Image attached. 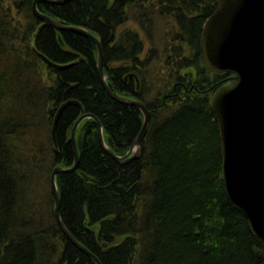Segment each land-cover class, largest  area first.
Segmentation results:
<instances>
[{"label": "trees", "instance_id": "1", "mask_svg": "<svg viewBox=\"0 0 264 264\" xmlns=\"http://www.w3.org/2000/svg\"><path fill=\"white\" fill-rule=\"evenodd\" d=\"M32 1L0 4V264H95L56 224L49 177L57 166H73L70 135L82 115L98 120L117 156L131 148L143 116L104 91L92 41L43 24ZM217 3L37 5L59 24L97 37L111 90L151 114L142 157L123 165L105 153L94 120H83L75 134L78 166L55 176L63 225L100 264H264V243L223 184L211 95L229 74L205 69L199 52ZM34 50L66 67H47ZM66 102L54 147L52 123Z\"/></svg>", "mask_w": 264, "mask_h": 264}, {"label": "water", "instance_id": "2", "mask_svg": "<svg viewBox=\"0 0 264 264\" xmlns=\"http://www.w3.org/2000/svg\"><path fill=\"white\" fill-rule=\"evenodd\" d=\"M68 1L33 0L32 14L43 24L58 31L76 32L89 38L97 49L98 77L104 91L114 101L136 107L143 116L142 127L131 148L122 156H117L106 146L102 125L98 120L91 114L82 115L74 124L70 135L75 158L73 166L68 170L57 166L49 177L56 224L73 246L95 264H100L97 257L77 243L63 225L59 214V192L55 176L77 168L79 158L75 134L83 120H94L99 143L105 153L123 165L142 157L143 140L151 114L140 101L118 96L111 90L102 69L103 47L97 37L86 29L59 24L54 18L40 13L37 9L39 3L61 5ZM201 32L199 52L202 65L214 74H231L226 84L211 95V108L221 141L223 184L232 204L241 210L256 237L264 243V0H218L214 12L205 19ZM34 52L51 69L62 70L66 67L49 61L35 50ZM136 82L138 86V79ZM67 103L58 108L52 123L51 137L54 147L56 124Z\"/></svg>", "mask_w": 264, "mask_h": 264}, {"label": "rangeland", "instance_id": "3", "mask_svg": "<svg viewBox=\"0 0 264 264\" xmlns=\"http://www.w3.org/2000/svg\"><path fill=\"white\" fill-rule=\"evenodd\" d=\"M10 1L11 0H0V4L2 5V7L3 8H7V6H8V8H10V6H11V4H10ZM12 15H13V13H11ZM164 23H162V21L158 24V26H157V29H160V33H161V30H163V25ZM127 26H130V27H133V28H135V29H137V27H136V25L135 24H133L132 22H128L127 23ZM127 26H125V27H127ZM142 36L144 35V34H142L141 32H139ZM164 49V47H161V48H159V50L161 51V50H163ZM151 71L152 70H155V71H157L158 69H159V67L156 65V64H151Z\"/></svg>", "mask_w": 264, "mask_h": 264}, {"label": "bare ground", "instance_id": "4", "mask_svg": "<svg viewBox=\"0 0 264 264\" xmlns=\"http://www.w3.org/2000/svg\"><path fill=\"white\" fill-rule=\"evenodd\" d=\"M231 76V74H229V76L228 77H230ZM102 135H103V131H102ZM103 137H104V135H103Z\"/></svg>", "mask_w": 264, "mask_h": 264}]
</instances>
